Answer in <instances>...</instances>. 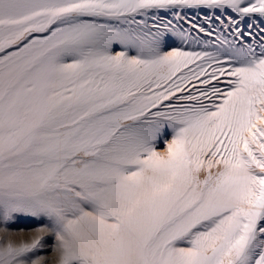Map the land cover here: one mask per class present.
I'll list each match as a JSON object with an SVG mask.
<instances>
[{
	"label": "snow or ice",
	"instance_id": "6c2138e0",
	"mask_svg": "<svg viewBox=\"0 0 264 264\" xmlns=\"http://www.w3.org/2000/svg\"><path fill=\"white\" fill-rule=\"evenodd\" d=\"M201 8L234 38L171 45L160 10ZM20 216L56 264H264V0H0V232Z\"/></svg>",
	"mask_w": 264,
	"mask_h": 264
},
{
	"label": "rangeland",
	"instance_id": "374dc122",
	"mask_svg": "<svg viewBox=\"0 0 264 264\" xmlns=\"http://www.w3.org/2000/svg\"><path fill=\"white\" fill-rule=\"evenodd\" d=\"M176 11L180 13V16H175L171 12H168L167 10H160L159 13V16L162 17L165 21L172 20L177 30L184 31L185 39L183 42L179 38H171L169 40V43L173 46L180 47L185 51H215L216 48L220 45V41L223 40L225 37L227 38L229 37L228 38L229 40H232L234 38L232 35L229 34L228 30L222 29L221 25L218 24L215 20L211 22V25L206 22L205 13H210L211 10L201 8V9H183ZM181 16H183L184 18L181 19L180 18ZM137 19L146 20L149 26H151L153 23L158 22V19H153L151 16L137 17ZM189 20H191L194 23L201 24L202 26H204L206 31L201 33L199 31L193 30L188 22ZM247 23L248 21L245 20L244 24L241 25L242 28L244 25L246 26ZM209 29L211 30L212 35H206L210 31ZM246 43H251L254 46H256V51L259 52L260 49L257 40L249 39L248 41H246ZM114 50L115 51L121 50V46L114 45ZM165 50H170V49H165ZM199 63L202 62L197 61V64ZM190 67L194 68L196 67V65H190ZM184 71L188 72V69H185ZM209 71H211V69H209ZM193 83H197V82L193 81ZM188 88L193 93H196V89L192 88L191 85H189ZM184 103H191V102L185 101ZM170 131L171 130H169V133ZM170 138L171 136L170 134H168L165 136L164 139L170 140ZM165 148L166 145L165 143H163V141L158 143L157 150L161 152V154L164 153ZM44 223H46V219L34 220L27 216H20L15 223L9 224L7 226L9 229L7 236H5L4 232H0V243H7L9 241L15 244L25 243V242L30 243L34 237L40 235L43 237V247L35 253V256H43L47 258L50 264H56V261L58 259V254L56 251H54L55 237L52 234L48 233L47 231L43 233L37 231L38 226Z\"/></svg>",
	"mask_w": 264,
	"mask_h": 264
},
{
	"label": "bare ground",
	"instance_id": "6f19581e",
	"mask_svg": "<svg viewBox=\"0 0 264 264\" xmlns=\"http://www.w3.org/2000/svg\"><path fill=\"white\" fill-rule=\"evenodd\" d=\"M196 14V13H195ZM202 22V21H201ZM216 24V23H215ZM211 25V24H210ZM245 26V25H244ZM244 26H243V28H244ZM241 28H242V26H241ZM213 29V28H212ZM210 30V29H209ZM211 31V30H210ZM215 33V32H214ZM222 34V33H221ZM206 35H208V34H206ZM233 36V35H232ZM212 38V37H211ZM210 38V39H211ZM229 38V37H228ZM195 39V38H194ZM174 40V39H173ZM214 50V49H213Z\"/></svg>",
	"mask_w": 264,
	"mask_h": 264
}]
</instances>
